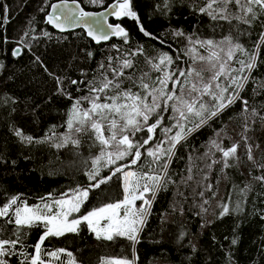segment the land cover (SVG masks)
<instances>
[{"label": "snow or ice", "instance_id": "obj_1", "mask_svg": "<svg viewBox=\"0 0 264 264\" xmlns=\"http://www.w3.org/2000/svg\"><path fill=\"white\" fill-rule=\"evenodd\" d=\"M82 3L83 0H59L48 5L51 11L45 14L46 23L61 32L84 27L87 35L97 43L107 41L110 37H119L124 44H128L129 32L120 24L108 23L107 20L109 16L117 20L127 17L137 22L144 36L159 39L140 23L133 0H114L99 13L86 11ZM88 3L101 5L103 0H88ZM171 5L172 0H162L156 7L166 13L171 11ZM233 9L242 15L233 14ZM40 10L45 11L44 8ZM193 11L207 15L212 20H228L232 15L233 19L250 24L264 16V0H203L202 4L193 7ZM261 26L264 27V23ZM42 35L51 37L47 31ZM173 35L186 36L182 29L174 30ZM186 38L193 45L185 52L192 61L187 69L174 67L176 61L168 52L161 51L156 56H149L143 45H140L125 55L108 56L106 63L98 65V74L87 81L48 73L56 82V94L71 101L66 113V131L58 134L53 126L44 137L37 138L20 128H14V135L20 143L27 145L48 143L58 150L71 145L77 150L76 155H79L78 150L86 137L91 141L89 147L97 148L98 154L89 157L91 164L85 172L89 182L86 186L78 185L61 192L59 197L48 193L47 196L39 197V202L34 204H29L22 194L11 195L0 202V264H10L14 256L22 258L19 264H81L67 248H50L49 245L52 239L67 234L79 235L82 226L96 240L115 242L123 239L130 244L131 258L100 257L99 264H136L138 257L135 248L152 215V206L158 193L167 191L170 184H177L170 173L177 146L237 102L241 104L242 115L250 114L244 116V134L236 140L229 137L227 127L216 131L214 138L209 141L208 151L203 154L208 158L206 168L211 170L213 166L220 165V172L227 179L226 170L238 167L241 162L239 150L243 146L247 161L259 172L252 176V180L264 186V159L257 161L254 152L257 149L264 151V148L251 143L247 135L252 131L249 119L252 124L257 119L264 123V114L250 108L249 101L242 96L251 73L257 67L261 45L257 44L256 50L249 53L242 44H234L231 35L219 42L212 39L193 41L192 36ZM30 39L36 37H30L29 32L25 31L17 42L20 46L14 48L11 55L19 57L25 50L30 52ZM260 40L264 43V33H261ZM195 45H199V48ZM113 48L119 52L116 45ZM237 52L248 59H239ZM137 55L145 56L148 66V71H142L138 76L134 59ZM88 56L91 57L92 53L89 52ZM234 60L238 68L232 66ZM34 63H39L48 71L39 56H35ZM3 67L4 64L0 62V69ZM152 73L157 75L153 76ZM82 75L86 76L87 73L82 72ZM77 84L85 85V95L74 96L68 90L70 85ZM259 87L264 89V83ZM76 91L81 89L77 88ZM141 132L145 135L139 136ZM2 161L3 157L0 156ZM12 163L15 164V161ZM103 169H108L107 175H102ZM186 171V179L180 182L185 185L194 180L193 168L190 166ZM200 171L204 175L193 188V196L199 198L193 200V207L199 209L195 215L201 217L202 228L211 223L206 220L208 215L223 219L243 213L247 195L253 190L251 181L243 187L233 185L226 198L217 199L220 181L205 184L203 182L208 181L209 172L203 168ZM117 176L122 178L123 198L82 212L92 191L101 189L102 185ZM179 196L185 201L188 199L184 192H179ZM137 201L141 203L137 205ZM212 201H215L214 208ZM172 210L174 213L179 211L181 215L184 212L182 204L179 209L173 204ZM33 229L40 231L36 241L31 243L29 237ZM186 235V231H181L176 237L177 242L183 241ZM237 242L236 238L231 240L232 245ZM29 248L31 251H28ZM192 251H196L195 245H192Z\"/></svg>", "mask_w": 264, "mask_h": 264}, {"label": "trees", "instance_id": "obj_2", "mask_svg": "<svg viewBox=\"0 0 264 264\" xmlns=\"http://www.w3.org/2000/svg\"><path fill=\"white\" fill-rule=\"evenodd\" d=\"M53 1L0 0V62L4 64L3 69H0V156L3 157L0 162V202L11 195L22 194V198L29 204H34L39 202V197L47 196L48 193L59 197L61 192L89 183L85 172L91 164L89 157L98 154V149L90 148L91 141L86 137L78 150L79 155H76L77 150L71 145L58 150L48 143L22 144L13 133L14 128H20L26 134L42 138L53 126L58 134L66 131V113L71 101L56 94L57 85L49 72L60 77L87 81L98 74V65L106 63L108 56L125 55L140 45H143L149 56H156L161 51L168 52L176 61L174 67L187 69L192 61L185 52L193 46L189 44L187 36H192L193 41L212 39L219 42L231 35L233 43L242 44L249 53L256 50L257 44L261 45L257 67L251 73L242 96L249 101L250 108L264 114V89L259 87L264 83V43L260 40L261 33H264V27L261 26L264 16L250 24L233 19L232 15L228 20H212L207 15L193 11V7L202 4L203 0H172L171 11L166 13L156 7L162 0H133L140 23L159 39L144 36L135 20L124 17L119 20L111 18L109 21L119 23L129 32L128 44H124L119 37L93 44L81 30L58 33L47 25L44 16ZM112 1L103 0V4L93 5L83 0L81 6L87 10H97ZM41 8L45 11L42 12ZM232 11L233 14L242 15L234 9ZM176 29H182L186 36L173 35ZM25 31L29 32L30 37H36L29 40L31 51L25 50L19 57H13L12 50L20 46L17 42ZM44 31L49 32L51 37H44ZM113 45L119 48V52ZM195 46L199 48V45ZM200 51L207 54L203 49ZM89 52L92 53L91 57L88 56ZM35 56L40 57L47 72L39 63H34ZM236 56L248 59L239 52ZM134 59L137 76L142 71H148L145 56L137 55ZM231 64L239 67L235 60ZM82 72L87 75H82ZM77 88L81 91L77 92ZM68 90L74 96L87 93L82 84L70 85ZM249 115L241 114V104L237 102L177 146L170 164V173L177 184H170L167 191L158 193L152 206V215L135 248L138 257L136 264H264V219H261L264 216V186L252 180V176L259 174L258 170L247 161L243 146L239 150L241 162L238 167L226 170L227 179L220 172V165L207 169L208 158L203 155L208 151L209 141L221 128L227 127L229 137L238 140L244 134V116ZM249 124L252 128L247 133L250 142L264 148V123L257 119L252 124L250 118ZM138 135L145 134L141 132ZM254 152L257 161L264 159V151L257 149ZM190 166L193 168L194 180L187 185L180 183L186 179V170ZM201 168L209 172L208 181L203 183L215 184L217 180L220 181L217 199L226 198L233 185L243 187L251 181L253 190L247 195L243 213L223 219L208 215L206 220L211 223L201 227L202 219L195 215L199 209L193 207V200L199 199L193 196V188H196V182L201 181L204 175ZM107 174L108 169H103L102 175ZM179 192H184L188 199L185 201ZM123 194L122 178L114 177L108 184L102 185L101 189L92 191L82 212L105 202L122 199ZM173 204L177 209L183 205L182 215L179 211L173 212ZM212 205L214 208L215 201H212ZM39 231L32 230L29 242L36 241ZM181 231H186L187 235L178 243L176 237ZM233 238L238 240L235 245L231 244ZM192 245L196 247L195 252L192 251ZM49 247L67 248L81 264H99L100 257L106 256H132L128 241L96 240L85 226H82L79 235L67 234L52 239ZM20 259L11 257L10 264H19Z\"/></svg>", "mask_w": 264, "mask_h": 264}, {"label": "water", "instance_id": "obj_3", "mask_svg": "<svg viewBox=\"0 0 264 264\" xmlns=\"http://www.w3.org/2000/svg\"><path fill=\"white\" fill-rule=\"evenodd\" d=\"M58 2H59V0H55V1L51 2L50 4H52V3H58ZM113 2H114V1L108 3L105 7L100 8V9H97V10H87V9H85V10H86V11H89V12H93V13L103 12V11L105 10V8L108 7V6H109L111 3H113ZM50 4H49V5H50ZM50 11H51V9H50V7H48L46 13H47V12H50ZM46 13H45V14H46ZM111 18H115V17H114V16H109V17L107 18L108 23H111V22L109 21V19H111ZM44 20H45V22H46V15L44 16ZM112 24H117V23H112ZM118 24H119V23H118ZM47 25H48L51 29H53L55 32H58V33H66V32H72V31H75V30H81V31L84 33L85 37L88 38L93 44H99V43H97L96 41L92 40V39L87 35L86 29H85L84 27L69 28L68 30H66V31H64V32H61L59 29H56V28L52 27V26L49 25V24H47ZM111 38H112V37H110V39H111ZM110 39H108L107 41H109ZM107 41H101L100 43H104V42H107Z\"/></svg>", "mask_w": 264, "mask_h": 264}, {"label": "rangeland", "instance_id": "obj_4", "mask_svg": "<svg viewBox=\"0 0 264 264\" xmlns=\"http://www.w3.org/2000/svg\"><path fill=\"white\" fill-rule=\"evenodd\" d=\"M225 51H227V46H225ZM221 55L223 56L224 53H221ZM231 63H233V61ZM140 203H141L140 201H137V205H139Z\"/></svg>", "mask_w": 264, "mask_h": 264}]
</instances>
